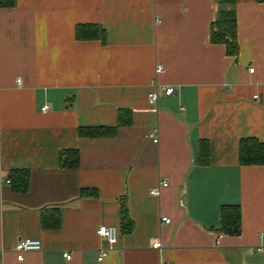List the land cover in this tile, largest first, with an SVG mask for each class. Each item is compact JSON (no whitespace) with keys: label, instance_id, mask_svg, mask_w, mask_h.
<instances>
[{"label":"crops","instance_id":"crops-1","mask_svg":"<svg viewBox=\"0 0 264 264\" xmlns=\"http://www.w3.org/2000/svg\"><path fill=\"white\" fill-rule=\"evenodd\" d=\"M217 9V0L0 6V264H264V164L239 163L242 138L264 142V1L235 0L236 58L210 40ZM83 23L105 39H77ZM90 127L116 131L79 132ZM67 150L75 165L62 164ZM222 205L239 206L238 234L220 231ZM42 213L58 225L44 227ZM99 225L117 229L115 243ZM20 237L41 249L18 260Z\"/></svg>","mask_w":264,"mask_h":264},{"label":"trees","instance_id":"trees-1","mask_svg":"<svg viewBox=\"0 0 264 264\" xmlns=\"http://www.w3.org/2000/svg\"><path fill=\"white\" fill-rule=\"evenodd\" d=\"M264 1V0H258ZM218 9L215 20L210 25V40L213 43L224 44L226 53L234 58L238 54V40L236 33V17L234 12L235 0H217ZM15 4V0H0V6L11 7ZM75 36L77 39H105V31L97 24L83 23L77 24L75 27ZM123 115L128 116L129 111L119 110V125L126 124L128 121ZM116 131V127H90L88 129H80L83 134L105 135L112 134ZM68 160L62 164L72 166L77 163L78 152L76 150H67ZM67 154V153H66ZM239 163L241 165L264 164V142L255 137H245L239 143ZM21 176V187L24 189L27 183V171L23 170ZM44 209H47L44 208ZM43 209V210H44ZM57 210V208H56ZM241 215L238 205H222L220 208V225L221 232L227 234H238L240 232ZM58 214L53 218L46 219L42 213V225L44 227H54L58 225ZM121 226L123 233H129L133 229V220L127 213V205L125 200L121 203Z\"/></svg>","mask_w":264,"mask_h":264},{"label":"built area","instance_id":"built-area-1","mask_svg":"<svg viewBox=\"0 0 264 264\" xmlns=\"http://www.w3.org/2000/svg\"><path fill=\"white\" fill-rule=\"evenodd\" d=\"M249 70L252 71V69H249ZM162 72H164V66L161 63H159L156 65L155 73L159 74ZM173 90L174 89L172 86L167 85L164 87L163 93L165 95H169L173 92ZM158 97H159V95L155 90H151L148 93V99L151 103H155L157 101ZM257 97H258L257 94L253 95V98L257 99ZM46 108H47V106H44L42 109L44 110ZM152 135H154V134H152ZM4 182L9 183L10 180L8 178H6L4 180ZM166 185H167V181L159 182V184L157 186L152 187L150 189V194L158 195L159 191H160V187L166 186ZM161 221L163 223H169L170 219L168 217H161ZM95 232L101 239H105L110 243H115L117 240V229L114 227L107 226V225H99V226H97ZM39 249H41V242L38 239H33V238H29V237H20L19 239H17V241L15 242L14 247H13V251L16 253L18 260L23 259V255L25 252L36 251ZM104 255H105V251H102L99 259H102V257ZM63 256L66 259H69L71 255H70V253L65 252V253H63Z\"/></svg>","mask_w":264,"mask_h":264}]
</instances>
